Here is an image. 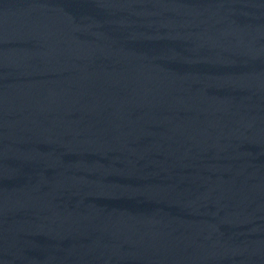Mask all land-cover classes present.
Instances as JSON below:
<instances>
[{
	"label": "water",
	"instance_id": "95a60500",
	"mask_svg": "<svg viewBox=\"0 0 264 264\" xmlns=\"http://www.w3.org/2000/svg\"><path fill=\"white\" fill-rule=\"evenodd\" d=\"M0 264H264V0H0Z\"/></svg>",
	"mask_w": 264,
	"mask_h": 264
}]
</instances>
